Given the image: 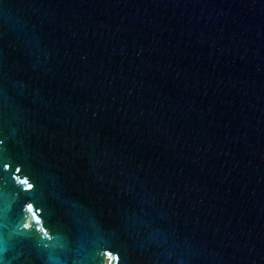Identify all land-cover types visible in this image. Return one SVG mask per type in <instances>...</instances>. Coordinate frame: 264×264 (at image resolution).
Instances as JSON below:
<instances>
[{
	"label": "water",
	"instance_id": "1",
	"mask_svg": "<svg viewBox=\"0 0 264 264\" xmlns=\"http://www.w3.org/2000/svg\"><path fill=\"white\" fill-rule=\"evenodd\" d=\"M0 130L88 264H264V0H0Z\"/></svg>",
	"mask_w": 264,
	"mask_h": 264
},
{
	"label": "snow or ice",
	"instance_id": "2",
	"mask_svg": "<svg viewBox=\"0 0 264 264\" xmlns=\"http://www.w3.org/2000/svg\"><path fill=\"white\" fill-rule=\"evenodd\" d=\"M5 150V138L0 130V153ZM21 165H23V172ZM9 185L15 193H18L17 197L23 193L26 198L18 201L11 200ZM38 187L36 179L22 161L0 156V264H10L3 255L9 243L13 246L16 243L34 246L40 253L36 260L26 255L19 258L17 264H88L79 252L89 242V231L86 229L77 231L71 227L53 225L47 205L41 198L34 195ZM25 200L35 201L37 209L43 208L42 215L47 227L41 226V217L37 216L36 211L33 210L34 204L25 203ZM14 204L15 207H13ZM74 206H79V202H74ZM27 213H31V216L27 217ZM26 219L35 221V224L28 222L26 226ZM81 219L98 234L102 231L100 223L91 211L86 212ZM10 222L11 236L6 232ZM57 249H61L62 253L57 254Z\"/></svg>",
	"mask_w": 264,
	"mask_h": 264
},
{
	"label": "clouds",
	"instance_id": "3",
	"mask_svg": "<svg viewBox=\"0 0 264 264\" xmlns=\"http://www.w3.org/2000/svg\"><path fill=\"white\" fill-rule=\"evenodd\" d=\"M27 224H28V219L25 220V225L27 226Z\"/></svg>",
	"mask_w": 264,
	"mask_h": 264
},
{
	"label": "bare ground",
	"instance_id": "4",
	"mask_svg": "<svg viewBox=\"0 0 264 264\" xmlns=\"http://www.w3.org/2000/svg\"><path fill=\"white\" fill-rule=\"evenodd\" d=\"M107 264H108V262H107Z\"/></svg>",
	"mask_w": 264,
	"mask_h": 264
}]
</instances>
